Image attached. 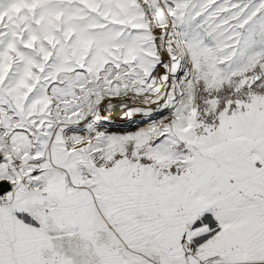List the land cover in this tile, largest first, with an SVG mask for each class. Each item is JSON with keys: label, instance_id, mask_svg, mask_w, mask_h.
<instances>
[{"label": "snow or ice", "instance_id": "1", "mask_svg": "<svg viewBox=\"0 0 264 264\" xmlns=\"http://www.w3.org/2000/svg\"><path fill=\"white\" fill-rule=\"evenodd\" d=\"M0 264H264V0H0Z\"/></svg>", "mask_w": 264, "mask_h": 264}]
</instances>
